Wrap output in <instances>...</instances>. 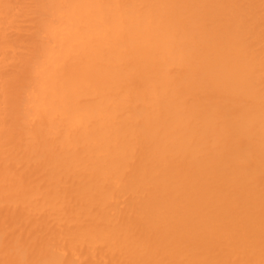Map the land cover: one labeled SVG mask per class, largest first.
<instances>
[{"label": "bare ground", "instance_id": "1", "mask_svg": "<svg viewBox=\"0 0 264 264\" xmlns=\"http://www.w3.org/2000/svg\"><path fill=\"white\" fill-rule=\"evenodd\" d=\"M0 264H264V0H0Z\"/></svg>", "mask_w": 264, "mask_h": 264}]
</instances>
